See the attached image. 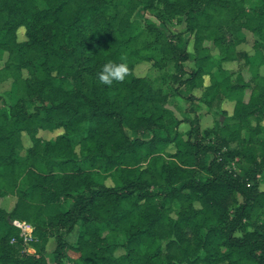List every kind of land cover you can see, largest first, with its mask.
<instances>
[{
	"label": "trees",
	"instance_id": "16d2710c",
	"mask_svg": "<svg viewBox=\"0 0 264 264\" xmlns=\"http://www.w3.org/2000/svg\"><path fill=\"white\" fill-rule=\"evenodd\" d=\"M145 15L162 25L184 16L186 30L163 33ZM243 31L259 64L246 82L212 75L213 98L235 102L213 129H201L197 116L173 118L161 88L133 75L136 64L159 59V68L173 65L176 93L191 89L213 60L202 41L218 48L219 71L251 58L236 51ZM0 52V82L16 86L13 100L0 96V197L16 199L11 211L0 208V264H46L49 238L53 264H264V0H0ZM108 62L127 65L124 80L100 83ZM56 129L55 141L37 137ZM22 133L32 146L17 160ZM232 141L242 153L228 148ZM236 157L237 171L226 170ZM13 220L28 223L31 238ZM79 224L73 259L65 238Z\"/></svg>",
	"mask_w": 264,
	"mask_h": 264
},
{
	"label": "rangeland",
	"instance_id": "374dc122",
	"mask_svg": "<svg viewBox=\"0 0 264 264\" xmlns=\"http://www.w3.org/2000/svg\"><path fill=\"white\" fill-rule=\"evenodd\" d=\"M123 3L127 6L128 0H122ZM174 1V0H171ZM250 3V5H257L259 4V0H246ZM39 8H44V4L38 3ZM136 20H140L138 16H135ZM145 19L148 22L154 23L159 30H161L163 33H169L168 31H171L173 34L178 35L180 33H183L186 30L185 25V17H175L173 20L167 21L166 25H162L160 21H158L156 18L145 15ZM143 22V20H141ZM243 34L246 37V41L236 47L237 52H246L249 57L248 59H244L241 57H236L234 61H226L221 63V69L222 71H219L218 69V60H219V50L218 48L213 45V43L210 40H204L201 42V47H204L205 49H208L209 57H212L213 60L210 63L206 64L205 72L202 73L200 76V80L193 88L188 89L186 87H182L180 89L179 93H176V83L172 79V75L174 71L172 64H167L163 68L157 67L154 62L156 61L159 63V59L151 60V61H144L141 63H138L134 66L133 69V75L137 78H143L148 79L150 81H153L156 85H158L161 88V91L163 93V96L166 98V102L164 104V107L167 108L171 114L172 117L176 120H182L184 118L192 119L193 117L197 116L200 118V127L201 129H213L216 125H222L225 121L224 116L222 115V112H226L228 116L232 115L235 102L222 99L219 100L218 98H213L212 93L208 92V89L213 86V76L216 77L217 80L221 81L223 77H229L230 82L234 84L237 78H240L242 81L246 82L249 80L250 76L255 73L256 67L259 64L258 59L256 57H252L254 55L253 49H252V43L254 40L253 35L248 31H243ZM183 37L186 38V34H183ZM16 40L17 42L21 43L26 40L25 37V30L24 28H19L16 31ZM194 46H193V39L190 40L188 43L186 50L187 53L190 56V59H194ZM5 55L0 52V69L3 66V62L5 59ZM190 61L186 65L188 66L187 69L194 67V63ZM225 71V72H224ZM261 74L264 75V65L260 69ZM213 75V76H212ZM22 77H29V74L26 70L22 71ZM182 77V76H181ZM186 77V74L183 76V78ZM215 79V81H217ZM16 95V86L13 83L12 79H6L5 81L0 82V96L5 101H11ZM250 96V89H244L242 94L243 101L247 102ZM261 125L264 126V119L261 121ZM189 129V126L187 124H182L179 126L180 133H185ZM126 134L130 138H135L137 135L129 131L128 129H125ZM63 134L62 129H56L53 131L49 130H40L37 133V137L40 141H55V139ZM242 135H246L245 133H242ZM185 137V136H184ZM77 141V140H76ZM74 142V151L75 153L79 155V145ZM22 144L23 149L17 150L15 154V158L17 160H23L27 156V151L29 147L32 146V141L28 137L26 133H22ZM231 150H239L240 153V144L239 141H232L229 143L228 146ZM168 151V150H167ZM170 152L173 151V148H170ZM222 151H226L225 148L222 149ZM210 157L209 159H211ZM239 159V157H236L233 160H229L226 162L224 168L228 171H237L236 168V161ZM79 164L84 169L88 168V164L81 161L80 158H78ZM262 182L259 186V189L261 191H264V177L261 178ZM107 186L111 185L110 180L102 181ZM15 197L13 196H4L0 197V208L5 211H11L15 205ZM180 210V206L178 203H175L172 205V211L170 212L171 215H175L177 211ZM20 222L28 225V223L20 220H13L11 223L12 225L14 222ZM29 226V225H28ZM32 228V227H31ZM251 229V228H250ZM20 230V229H19ZM32 231V230H31ZM82 231L81 224L74 227L73 231L65 238V241L70 245L69 249H67L68 255L76 259L78 257V253L73 249V247L76 245L77 238L79 234ZM21 233V231H20ZM199 235L203 236L204 232H199ZM27 239L31 238V232L26 233L24 235ZM122 237L120 236V240ZM173 239V237H172ZM55 249V243L53 239L49 238L48 243L46 246V249L43 250L42 255L45 260L46 264H53L52 262V253ZM33 253L34 250L28 249L25 245L23 248V253Z\"/></svg>",
	"mask_w": 264,
	"mask_h": 264
},
{
	"label": "clouds",
	"instance_id": "9594fccd",
	"mask_svg": "<svg viewBox=\"0 0 264 264\" xmlns=\"http://www.w3.org/2000/svg\"><path fill=\"white\" fill-rule=\"evenodd\" d=\"M129 69L125 63L108 62L98 73V79L101 84L111 85L113 81H122L125 79Z\"/></svg>",
	"mask_w": 264,
	"mask_h": 264
},
{
	"label": "built area",
	"instance_id": "2783aa9c",
	"mask_svg": "<svg viewBox=\"0 0 264 264\" xmlns=\"http://www.w3.org/2000/svg\"><path fill=\"white\" fill-rule=\"evenodd\" d=\"M15 227H17L18 229H20L21 233H20V236L21 237H25L24 235L26 233H29L31 232L32 228L24 223H20V222H17L15 221L14 224H13ZM13 241V240H12ZM11 241V242H12Z\"/></svg>",
	"mask_w": 264,
	"mask_h": 264
},
{
	"label": "crops",
	"instance_id": "0c3cea01",
	"mask_svg": "<svg viewBox=\"0 0 264 264\" xmlns=\"http://www.w3.org/2000/svg\"><path fill=\"white\" fill-rule=\"evenodd\" d=\"M50 132V131H49Z\"/></svg>",
	"mask_w": 264,
	"mask_h": 264
}]
</instances>
